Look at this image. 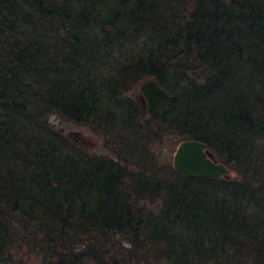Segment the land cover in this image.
Listing matches in <instances>:
<instances>
[{"label":"trees","instance_id":"obj_1","mask_svg":"<svg viewBox=\"0 0 264 264\" xmlns=\"http://www.w3.org/2000/svg\"><path fill=\"white\" fill-rule=\"evenodd\" d=\"M19 1L56 27L50 64L37 38L21 37ZM127 31L147 33L152 47L94 77ZM0 35L2 264L12 262L14 216L34 225L57 264L105 236L130 243L135 264H264L263 218L250 223L243 212L264 215L255 196L264 176L251 187L264 174V0H0ZM144 78L170 94L153 115L124 97ZM49 114L91 126L109 156L57 141ZM18 118L47 135L22 142ZM171 137L205 142L243 182L158 165L151 145ZM136 199L162 207L153 214Z\"/></svg>","mask_w":264,"mask_h":264},{"label":"rangeland","instance_id":"obj_2","mask_svg":"<svg viewBox=\"0 0 264 264\" xmlns=\"http://www.w3.org/2000/svg\"><path fill=\"white\" fill-rule=\"evenodd\" d=\"M15 12L17 13L18 18V28L22 31L21 37L31 39L32 37L37 38V42L34 41L37 43L36 46L39 45V41L47 49L43 50L42 52L45 57L44 61L49 63V61L54 60V54L57 51V47L54 45V40L58 38L57 30L54 24L52 22L49 23L48 21L39 20L38 15L21 1H19L17 7L15 8ZM4 32L6 36L8 35V37H10V35L7 34V28ZM129 33L131 34V32L127 31V36L119 39L114 44L113 48L109 50L108 58L103 61L102 65L99 66L94 77L97 76V78H102L105 75L109 76V73H112L119 66L128 63L133 58L138 56L143 57L147 50L152 47V43L147 33L143 32L138 37H129ZM2 39L3 37L0 35V40ZM9 39L10 38H8V40ZM0 44H2L1 41ZM7 47L8 44L6 43L5 48ZM196 70L197 72L202 73L200 72L202 71V68H197ZM146 79L147 78H144L136 82L132 91H128L124 96L131 99L132 103H130L134 106H143L142 95L138 90V86ZM29 80L32 81L33 79L30 78ZM172 81L173 79L171 75H169L167 78V83L172 85ZM182 84L184 83L181 82V85ZM143 111L146 112V108H144ZM258 115H260V113ZM43 119L50 131H53V133L56 135L57 141L60 142V138L62 137L63 139H68L72 144H74V146L90 155L109 156V152L105 147V136L94 131L91 126H82L67 122L60 119L55 114H49ZM14 122L19 126H22V124L25 125L20 133L24 137L22 142L28 139L37 140L41 138V135H47L45 134L46 131H35L34 128H32V126L29 124V122H32L30 120L28 121L26 118H18L15 119ZM176 140L177 138L171 137L170 139H163L161 144L158 143L151 145L152 152L156 156L158 165L162 166L171 164L172 153L176 146ZM216 159L220 161L218 158ZM225 166L229 169V174L231 176L230 183L234 184L236 182H243L240 180V174L233 167H229L228 165ZM262 170L264 171V166ZM262 176H264V174L261 173L260 176L258 175L257 180L251 182L252 188H258L260 183H262L260 182V177ZM220 196H223V194H220ZM255 196L264 205V192L261 191L258 193L257 191ZM131 199L135 200V197H131ZM136 200L137 201L135 205H143L147 211H150V213L153 214L157 213L162 207L161 201L151 202L148 199ZM252 207L254 206L250 205V208L246 209L245 211L243 210L246 216L245 218L248 219L250 223L257 222L262 218L264 221V215L261 216L260 214L262 213L258 212L255 216V211L252 209ZM14 217V220L11 219V226H13L11 227L10 225H7L10 227L8 230L10 235L8 240H10L9 244H11V248L9 249V252L12 256V262L8 264H49V261H51L52 264H57L56 260L52 258L48 259V255L44 254V240H42L40 232L35 229L34 225L29 223L26 218L23 219L20 216ZM262 226H264V224ZM131 249V244L120 236H105L95 238L90 245L82 244L78 246V249L75 251V253H78L79 255L76 256L75 263L73 264H135V258L131 257L130 255ZM3 262L4 261L0 260V264Z\"/></svg>","mask_w":264,"mask_h":264},{"label":"water","instance_id":"obj_3","mask_svg":"<svg viewBox=\"0 0 264 264\" xmlns=\"http://www.w3.org/2000/svg\"><path fill=\"white\" fill-rule=\"evenodd\" d=\"M138 90L146 103V112L153 115L157 108L170 98V94L154 78L144 80ZM173 169L183 175L208 180H229V169L218 161L205 142L197 139L179 141L172 153Z\"/></svg>","mask_w":264,"mask_h":264},{"label":"flooded vegetation","instance_id":"obj_4","mask_svg":"<svg viewBox=\"0 0 264 264\" xmlns=\"http://www.w3.org/2000/svg\"><path fill=\"white\" fill-rule=\"evenodd\" d=\"M142 103H143V106H142V107H143V109H144V108H145V104H146V103H145V101H144L143 97H142Z\"/></svg>","mask_w":264,"mask_h":264}]
</instances>
